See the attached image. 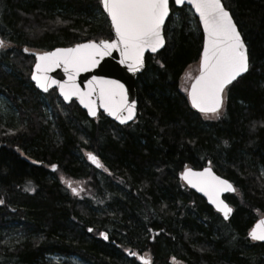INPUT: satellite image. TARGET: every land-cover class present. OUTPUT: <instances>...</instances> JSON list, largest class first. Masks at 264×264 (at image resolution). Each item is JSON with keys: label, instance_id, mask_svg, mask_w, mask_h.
I'll return each instance as SVG.
<instances>
[{"label": "trees", "instance_id": "1", "mask_svg": "<svg viewBox=\"0 0 264 264\" xmlns=\"http://www.w3.org/2000/svg\"><path fill=\"white\" fill-rule=\"evenodd\" d=\"M222 2L250 66L226 89L219 118L196 112L182 87L203 34L171 0L166 47L146 57L137 119L122 127L30 79L32 53L113 38L99 0H0V100L13 114L0 115V264H264V243L249 238L264 216V0ZM206 166L235 188L224 196L228 221L180 179Z\"/></svg>", "mask_w": 264, "mask_h": 264}, {"label": "snow or ice", "instance_id": "2", "mask_svg": "<svg viewBox=\"0 0 264 264\" xmlns=\"http://www.w3.org/2000/svg\"><path fill=\"white\" fill-rule=\"evenodd\" d=\"M100 3L111 20L116 38L101 39L98 43L88 41L75 47L57 48L52 52L37 55L31 78L37 87L45 92L52 85H57L64 101L78 97L91 116L96 115L97 102L92 99L95 94L99 99V106L123 124L133 119L136 103L134 100L129 103L124 85L118 81L93 77V80L89 81L91 87L88 91H82L76 83V76L95 67L99 63L98 57L111 55L113 49L119 50L121 63H127L130 72L138 71L143 66L145 49L150 48L155 52L164 45L162 26L169 16V0H100ZM184 3L185 0H175L178 6ZM187 3L198 14L204 32L199 75L195 77L190 90H187V95L192 107L206 118H219L226 86L249 70L247 47L221 0H187ZM4 47L5 42L0 40V48ZM24 51L27 52L28 49L25 48ZM59 67H63L68 76L66 81H57L47 75L53 68ZM87 158L97 167H103L93 153L88 152ZM51 167L55 171L57 165L53 164ZM60 179L74 195H79L71 180H66L63 176ZM181 179L203 192L217 210L223 213L224 218H228L232 208L220 198L223 192L235 191L228 180L214 175L210 168H204L200 172L185 168ZM3 203L4 201L0 200V204ZM88 231L91 232L92 229L89 228ZM100 235L107 239L105 233ZM249 237L254 241L264 242V219L257 221L249 231ZM140 260L141 264H151V261L144 257H140Z\"/></svg>", "mask_w": 264, "mask_h": 264}, {"label": "water", "instance_id": "3", "mask_svg": "<svg viewBox=\"0 0 264 264\" xmlns=\"http://www.w3.org/2000/svg\"><path fill=\"white\" fill-rule=\"evenodd\" d=\"M172 2H173V5H174L176 8H182V7L186 6V7H189V8L191 9L193 15L196 17V19H197V21H198V23H199V26H200L201 31H202V34H203V39H204L203 26H202V25L200 24V22H199V16H198V14L195 12V9H194L190 4L187 3V0H185L184 5H180V6H178V5L175 4V0H172ZM99 3H100V0H99ZM221 3L223 4L222 0H221ZM223 5H224V4H223ZM100 7H101L103 13L105 14V16L107 17V19H108V21H109V23H110V27H111V20H110V18L107 16V13L104 12L101 3H100ZM169 8H170L169 16L166 17V19H165V23H164V25L162 26V35L164 36V41H165V42H164V45H163L162 47L158 48L155 52H153L150 48H146L145 51H144L143 58H142V60H143V66L140 67L138 71H136V72H130V71L128 70V65H127V63H121V56H120V52H119V50H117V49H113L111 55L104 56L103 58H99V57H98V59H99V63H98L95 67L90 68V69H88L87 71L80 72V73L77 74V76H76V83H77V85L80 87V89H81L82 91H88L89 87H91V85H89V81H92V80H93V77H97V78H99V79L106 80V81H113V80H114V81H118L120 84H123V85H124V90H125V92H126V94H127V97H128V101H129V103H131V101H133V100L136 102V103H135L134 116H133V119H132V120H128V121H126L125 123L121 124L118 120H116L113 116H110L107 112L104 111V109H103L102 107L99 106V99H98V97H97L95 94L92 96V99H93V100H96V102H97V104H96V109H95V110H96V115H95V116H91V115H89L87 108H85V107L79 102L78 97H75V96H74V97H72L71 101H64L63 97L60 95L59 88L57 87V85H52V86L48 89V91L45 92V91H43L42 89H40L39 87H37L36 82L33 81L32 78L30 77V78H31V82L34 84L35 88H36L39 92H41L42 94H44V95H45V94H48V93H50V92H52L53 90H55V91L57 92V94H58V97H59V98H60V99L66 104V105H70L72 102H76L77 105L80 107V109H82V110L86 113V115L88 116V118H90V119H96V118L98 117L99 113H102L106 118L110 119L111 121H113L114 123H116V124L119 125V126L125 127V126L130 125L131 123H133V122L137 119V116H138V102H137L136 82H137L138 77H139V76L144 72V70H145V67H146V57H147L148 55H151V56L157 55V54H159L162 50H164L165 47H166V39H165L164 29H165L166 23H167V21H168L170 15H171V0H169ZM225 9H226V8H225ZM226 10H227V9H226ZM227 11H228V10H227ZM228 12H229V11H228ZM229 13H230V12H229ZM230 15H231V13H230ZM231 16H232V15H231ZM232 18H233V17H232ZM233 21H234V19H233ZM234 23H235V21H234ZM235 24H236V23H235ZM237 29H238V27H237ZM238 31H239V29H238ZM111 33H112V36H113V38H112L111 40H113V39L116 38V36H115L114 29H113L112 27H111ZM241 38L243 39L242 35H241ZM243 41H244V40H243ZM94 42H97V43H98L99 41H94ZM84 43H87V42H84ZM244 43H245V42H244ZM80 44H83V43H80ZM76 45H77V44H76ZM76 45L71 46V47H75ZM245 45H246V44H245ZM71 47H61V48H71ZM246 47H247V46H246ZM56 49H57V48H56ZM54 50H55V49H54ZM54 50L47 51V52H52V51H54ZM202 50H203V47H202ZM247 51H248V49H247ZM43 53H45V52H35V53H32V55H33V57H34V66H33V68H32V72H33V70H34L35 63H36V56H37V55H41V54H43ZM201 54H202V53H201ZM248 55H249V54H248ZM200 58H201V57H200ZM199 64H200V60H199ZM249 65H250V62H249ZM248 71H249V70H248ZM248 71H247V72H248ZM32 72H31V75H32ZM247 72L241 74L239 77H237L236 80L232 81L231 84L227 85L226 88H225V91H226V89H227L230 85H232V84H233L234 82H236L238 79H240L241 77H243L244 75H246ZM47 75H48L51 79H54V80H57V81H61V82L66 81V80L68 79V76L65 74V72H64V70H63V67L53 68L51 71H49V72L47 73ZM198 75H199V72H198V74H197L196 76H198ZM196 76H195V77H196ZM194 80H195V78L193 79V81L191 82V84L194 82ZM93 83H95V82H93ZM191 84H190L188 90H190V88H191ZM97 91H98V89H97ZM187 97H188V95H187ZM188 100H189V98H188ZM189 102H190V100H189ZM190 105H191V102H190ZM223 106H224V94H223V104H222V108H223ZM191 107H192V105H191ZM192 108H193V107H192ZM222 108L220 109V111L222 110ZM193 109H194L196 112L200 113L197 109H195V108H193ZM200 114H202V113H200ZM204 168H210L211 171H212V173H213L214 175L219 176L218 174H216V173L214 172V170H213L210 166H206V167H204ZM204 168H202V169H194V168H191V167H190L189 169H191L192 171L200 172V171H203ZM219 177H221V176H219ZM221 178L224 179L223 177H221ZM180 179H181V175H180ZM181 180H182V179H181ZM182 181L188 186V188H189L190 190H192L194 193H196L197 195H199L200 197H202V198L206 201V203H207L211 208H213L217 213H219V214L222 216V218H223L225 221H228V220L231 218V216H232V214H233V209H232V212L229 214L228 218L225 219L223 213L217 210V208L215 207V205H213V204L209 201L208 197H207L203 192H200V191H198L196 188H193V187L189 186V185L187 184L186 181H184V180H182ZM233 187H234V186H233ZM234 192H235V191H233V192H223V193L220 194V198H221L222 200H224V196H226V195H228V194H233ZM224 201H225V200H224ZM225 203H227V202L225 201ZM227 204H228V203H227ZM229 207H230V206H229ZM260 219H264V216H263L262 218H260ZM260 219H259V220H260ZM256 223H257V222H256ZM256 223H255V224H256ZM255 224H254V226H255ZM254 226H253V227H254ZM253 227H252V228H253ZM249 238H250V237H249ZM250 239H251V238H250ZM251 240H252V239H251ZM252 241H254V240H252ZM254 242L264 243V242H261V241H254ZM139 261L141 262L140 257H139Z\"/></svg>", "mask_w": 264, "mask_h": 264}, {"label": "rangeland", "instance_id": "4", "mask_svg": "<svg viewBox=\"0 0 264 264\" xmlns=\"http://www.w3.org/2000/svg\"><path fill=\"white\" fill-rule=\"evenodd\" d=\"M198 69H199V67H198V65H197V69L196 70H194L193 69V67L192 68H190L187 72H186V74L184 75V78H183V80H182V87H183V89L185 90V91H187V89H188V87H189V85H190V82H191V80L194 78V76L197 74V72H198ZM9 104L5 101V100H0V115L3 117V116H6V114H11V115H13L12 114V110H11V108H9V106H8ZM47 106V105H46ZM45 106V110L47 111V112H49L48 111V107H46ZM49 114V113H48ZM84 158H85V160L86 161H88L89 163H91L92 164V162L87 158V154H85L84 155ZM72 186L73 187H77V189L80 187V186H78V185H76L75 183L74 184H72ZM15 238V237H17V235H13L12 234V236L10 237V236H7L5 239H6V241H8V240H10L11 238ZM53 260L56 262H64V261H66V259H62V258H57V257H53ZM70 260H72L71 262L72 263H74V264H85V263H83V262H81V260L80 259H77V258H73V259H70Z\"/></svg>", "mask_w": 264, "mask_h": 264}]
</instances>
